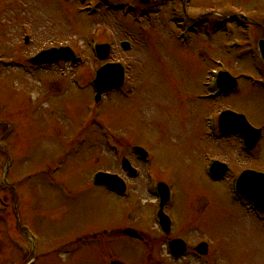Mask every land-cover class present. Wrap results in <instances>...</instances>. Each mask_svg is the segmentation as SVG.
Instances as JSON below:
<instances>
[{
    "label": "rangeland",
    "instance_id": "374dc122",
    "mask_svg": "<svg viewBox=\"0 0 264 264\" xmlns=\"http://www.w3.org/2000/svg\"><path fill=\"white\" fill-rule=\"evenodd\" d=\"M186 3L196 25L187 44L176 37L170 0H0V179L9 165L20 216L37 241L33 264H102L108 255L123 264H142L126 239H105L102 249L85 238L127 226L155 229L149 219L152 197L145 192L154 180L147 181L146 172L170 187L167 210L174 233L192 237V244L210 239L212 264H264V216L242 206L229 189L232 177L244 169L264 173V88L241 78L260 72L251 54L226 52L248 46L234 49L228 41L239 34L236 25L229 36L222 26L239 11L256 24L255 37L263 38L264 0ZM110 4L120 8L109 10ZM203 27L212 29L211 40ZM124 41L129 51L120 48ZM95 43L110 45L108 61L128 71L124 86L107 93L98 106L91 81L103 61L92 53ZM61 46L70 47L82 63L29 64L39 51ZM211 61L240 78L236 91L214 101L205 99L204 90L207 70L215 66ZM225 107L263 130L251 155L240 151L236 138H211L206 121ZM98 124L110 131L101 134ZM111 134L114 150L106 140ZM134 146L147 152V164L135 159ZM125 154L141 173L130 181L131 197L94 187L96 172L121 173ZM209 156L231 171L223 182L207 175ZM3 189L0 199L14 202ZM1 218L0 264H26L27 242L12 245Z\"/></svg>",
    "mask_w": 264,
    "mask_h": 264
},
{
    "label": "water",
    "instance_id": "95a60500",
    "mask_svg": "<svg viewBox=\"0 0 264 264\" xmlns=\"http://www.w3.org/2000/svg\"><path fill=\"white\" fill-rule=\"evenodd\" d=\"M121 48L124 51L129 50V45L126 42L121 43ZM260 52L264 58V40L259 42ZM102 50L103 57L107 56L108 46L104 45L100 47ZM59 61H71L72 63H77L79 60L75 58L74 54L68 48H60V49H51L48 51H43L38 54L34 59L30 60L31 63L36 65L41 64H50ZM100 83V89L103 91L117 88L122 84L121 72L117 66H106L103 67L97 73V80L95 84ZM229 114H224L221 116V124L227 132H240L242 136L248 141L249 149L253 148L256 144L260 131L253 130L246 122L239 118L238 123L239 126L237 129L227 127V122L225 118H228ZM219 169H215L216 174L223 175L226 168L224 165L218 166ZM94 185L96 186H105L108 188H116L120 187L121 190L124 188L123 185L119 184L117 181V177L105 175V174H97L94 177ZM237 192L248 200H250L254 205L264 210V174L245 171L239 177L236 184Z\"/></svg>",
    "mask_w": 264,
    "mask_h": 264
},
{
    "label": "flooded vegetation",
    "instance_id": "af4514ba",
    "mask_svg": "<svg viewBox=\"0 0 264 264\" xmlns=\"http://www.w3.org/2000/svg\"><path fill=\"white\" fill-rule=\"evenodd\" d=\"M132 190V189H130ZM169 215V213L167 212ZM171 227L169 230V234H165L162 230H160L157 226L156 229L149 230V231H142L141 230V237H142V243L145 244V247L147 248V259L141 258L147 261L148 264H169L173 262L181 263L182 260H185L186 262H183L182 264H205L204 258L200 257L196 254V244L192 245L190 243L189 238L192 239V237H182L180 235H177L174 233L175 231V221L171 215ZM153 211L151 212L150 220L153 221ZM155 232V235H153ZM110 234H114V232H110ZM173 240H182L184 242V253L182 256L176 260H174L171 257V252L169 249L168 242H171ZM179 247H175L174 251H178ZM190 258V259H188ZM192 260V261H191ZM191 261V262H190Z\"/></svg>",
    "mask_w": 264,
    "mask_h": 264
}]
</instances>
